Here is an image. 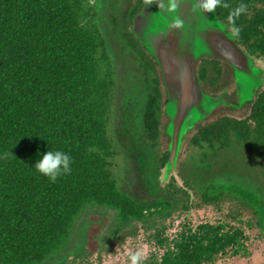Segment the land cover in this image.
Masks as SVG:
<instances>
[{
  "label": "trees",
  "instance_id": "16d2710c",
  "mask_svg": "<svg viewBox=\"0 0 264 264\" xmlns=\"http://www.w3.org/2000/svg\"><path fill=\"white\" fill-rule=\"evenodd\" d=\"M245 1L221 0L216 9L259 58L264 8L246 18ZM86 2L0 0V264L53 263L73 245L76 219L94 205L115 209L129 227L135 221L153 226L156 251L140 264L264 263V252L254 247L256 239L264 240V182L256 169L264 168V91L249 117L223 113L199 124L179 167L184 186L175 178L162 185L170 153L161 139L166 117L160 69L128 30L145 0H101L110 5L112 33L135 64L131 84L139 80L142 96L124 97L119 134L131 140L136 181L121 189L101 152L110 146L111 99L100 76L101 34L84 25ZM237 8L242 11L232 20L223 14ZM225 65L202 62L205 91L227 88ZM51 147L73 161L71 172L54 183L33 167L37 153ZM202 208L215 210L216 218L198 219L194 211ZM169 210L182 223L174 235L166 232L173 221L166 224L162 215ZM89 257L73 264H102L95 248Z\"/></svg>",
  "mask_w": 264,
  "mask_h": 264
},
{
  "label": "water",
  "instance_id": "95a60500",
  "mask_svg": "<svg viewBox=\"0 0 264 264\" xmlns=\"http://www.w3.org/2000/svg\"><path fill=\"white\" fill-rule=\"evenodd\" d=\"M206 0H146L128 28L160 69L164 93L163 139L169 158L161 169L162 185L175 178L184 186L180 163L190 138L221 106L250 113L264 91V69L237 40L217 9ZM206 59L222 61L234 70L236 87L214 95L203 88L200 66ZM264 264V263H262Z\"/></svg>",
  "mask_w": 264,
  "mask_h": 264
},
{
  "label": "rangeland",
  "instance_id": "374dc122",
  "mask_svg": "<svg viewBox=\"0 0 264 264\" xmlns=\"http://www.w3.org/2000/svg\"><path fill=\"white\" fill-rule=\"evenodd\" d=\"M86 5L90 8V16L84 22V25L96 29L100 32L102 40L100 43L99 57H100V76L105 81L107 86L108 93L111 99L110 113L108 116V136L110 139V146L104 150H101L109 160L110 167L118 179L119 186L121 189L130 190L133 188L136 181L135 173L132 171V163H130L127 146L131 140L120 138V123L121 118L124 117V97L125 93L133 95L141 101V95L139 93V80H136V84L133 83L132 78L133 74H137V71L134 70V63L130 61V56L125 50L124 46L118 42L117 36H115L111 29V22L107 13H110V6L105 3L102 5L101 0H87ZM257 65L264 69V59L259 57H254ZM131 65L132 69L129 67ZM132 72H134L132 74ZM131 73V76H130ZM138 79V78H137ZM127 91V92H126ZM228 111L227 108L216 109L213 115L208 119H213L216 115L226 113L231 116H245L250 114V108L244 106L243 108ZM241 110V111H240ZM239 112V113H238ZM166 147L167 141L161 138ZM132 145V144H129ZM262 164L256 166L257 174L264 176V168ZM227 212L226 206L223 208ZM94 210L92 207L87 208L84 213V217L76 219L75 226L73 228V241L74 244L77 239L80 240L82 236V219H86L87 215L93 213ZM99 215H105L110 222L109 225L102 231L98 241V251L110 250L111 252L107 253V256L102 263L103 264H131L130 255L136 252L142 254V258H146L156 251V247L151 240L153 226L148 224V221H141L137 224V229H135V224L131 225L128 228H120L118 230V223L115 221L114 212L110 209H97L96 211ZM195 216L198 219H215L217 214L215 210L211 208H202L198 211H194ZM167 216L166 224L172 222L168 227L167 233L174 235L179 232L182 228V223L180 220V214L173 210H169L164 214ZM104 216V217H105ZM89 217V216H88ZM118 231L117 235L116 232ZM256 233H254L255 236ZM115 235V236H114ZM254 247L257 249V252H264V240L256 239L254 241Z\"/></svg>",
  "mask_w": 264,
  "mask_h": 264
},
{
  "label": "flooded vegetation",
  "instance_id": "af4514ba",
  "mask_svg": "<svg viewBox=\"0 0 264 264\" xmlns=\"http://www.w3.org/2000/svg\"><path fill=\"white\" fill-rule=\"evenodd\" d=\"M240 5L242 7L248 6L245 9V12H246L245 17L249 18L253 14L254 15H260L259 14L260 9L264 8V0H249L248 2L245 1V2L241 3ZM223 14H225L226 17L229 18L231 13L223 12ZM262 17L264 19V16H262ZM226 23L230 26V29L235 33V31H236L235 27L229 22H226ZM261 27H262V30L264 31V25ZM261 58L264 59V55H261ZM225 66H224V72L230 76V80L228 81L227 88H225L224 90L212 91L211 87L207 86V88H208L207 92L214 94V95H219V94L224 93L225 91H233L235 89L236 78L234 75V70L227 63ZM223 108H227L228 111H232L231 106H221L218 109H223ZM224 114H226V113H224ZM249 115L239 117V114H238V116L236 115L235 117H238L240 119H244V118L249 117ZM257 175H258L260 181L264 182V176L259 175V174H257ZM92 208L96 211H97V209H110V210H112L114 212V215H115V221H117V223H118V230H120V228H123V227L124 228L129 227V225H127V222H123V221H121V219L118 218V214H117L115 209L108 207V206H101V205H94V206H92ZM96 211H94L90 215H87V218L85 220L82 219L83 220V222H82V236H81L80 240L77 239L75 244L73 243V245H70V248H67L65 250V252L62 254V256L60 258H57L51 264H63V263H67L69 261H70L69 264H73L74 262L81 261L82 258H86V257L90 258L89 255L94 250V248H95L97 254L103 255V260L107 256H109V255H107V253L111 252L110 250H107V251H105L106 253H104L103 251H98L97 248H98V241H99L98 235H100L102 233V231H104V229L107 227V225L110 224V222L108 221V219L105 215H99L96 213ZM85 215H86L85 213L82 214L83 217ZM139 222H141V221H135V229H137V224ZM117 233H118V231L116 232L115 235H117Z\"/></svg>",
  "mask_w": 264,
  "mask_h": 264
},
{
  "label": "clouds",
  "instance_id": "9594fccd",
  "mask_svg": "<svg viewBox=\"0 0 264 264\" xmlns=\"http://www.w3.org/2000/svg\"><path fill=\"white\" fill-rule=\"evenodd\" d=\"M221 0H206L203 7L208 10H214ZM225 7L227 5H224ZM242 11L241 8L235 9L229 16V20H232L234 16H238ZM38 159L34 163V169L37 173L48 178L50 182H55L62 175L69 174L71 172V165L73 163L72 157L65 151L56 147L45 151L43 154L37 153ZM259 159V158H258ZM142 254L136 252L131 254L129 259L131 264H140Z\"/></svg>",
  "mask_w": 264,
  "mask_h": 264
}]
</instances>
